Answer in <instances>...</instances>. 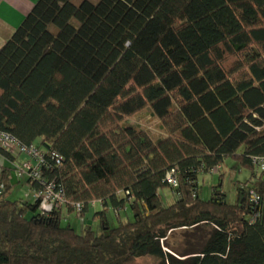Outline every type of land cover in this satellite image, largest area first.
<instances>
[{
  "label": "trees",
  "instance_id": "16d2710c",
  "mask_svg": "<svg viewBox=\"0 0 264 264\" xmlns=\"http://www.w3.org/2000/svg\"><path fill=\"white\" fill-rule=\"evenodd\" d=\"M147 108L160 137L133 120ZM0 129L44 154L40 180L17 177L34 198H13L0 148V264H135L179 228L161 264H264V0H38L0 49ZM228 157L248 181L202 199L199 174Z\"/></svg>",
  "mask_w": 264,
  "mask_h": 264
},
{
  "label": "rangeland",
  "instance_id": "374dc122",
  "mask_svg": "<svg viewBox=\"0 0 264 264\" xmlns=\"http://www.w3.org/2000/svg\"><path fill=\"white\" fill-rule=\"evenodd\" d=\"M133 120L141 123L144 127H147L156 137H160L165 133L162 128V123L154 116L150 108L141 111L137 116L133 117ZM224 162L223 168L219 172L199 174V195L202 199H209L212 195L213 187L215 185L222 184L227 200L233 202L236 198V189L239 183L248 181V178L250 177V171L248 169L240 168L238 163L231 157L226 158ZM221 173H224L222 177ZM253 181H255L254 177ZM11 191V197H23L26 194L25 192L27 191V186H25V184H21L19 187H15L14 189L12 188ZM159 193L163 203L167 206L175 199L173 190L169 187L161 189ZM96 209H100V207L97 206ZM71 214L72 220L74 223H77L75 215L73 213ZM108 215L112 224L115 225L118 223L119 219L113 212H109ZM121 216V218L125 219L127 216L126 211H123ZM88 221L95 223L92 216L88 217ZM186 240L187 238L184 236V230L181 228L173 231V233L170 231L166 234H161V236H159L154 242L144 245L141 256L136 260L135 264H161L162 258L165 257V253L168 251L165 245L166 242L170 245L172 243L181 245V243H186Z\"/></svg>",
  "mask_w": 264,
  "mask_h": 264
},
{
  "label": "built area",
  "instance_id": "2783aa9c",
  "mask_svg": "<svg viewBox=\"0 0 264 264\" xmlns=\"http://www.w3.org/2000/svg\"><path fill=\"white\" fill-rule=\"evenodd\" d=\"M0 148H4L12 154H16L18 156L17 160L13 162V165L15 167L16 176L19 179L25 176H30L38 180L41 179V168L44 162V154L39 148L34 145H26L9 132L1 129ZM54 156L56 157V162L58 164L61 163L62 156L57 153H54ZM255 161L260 168L264 169V158L256 157ZM166 180L173 189L174 195L178 197V188L180 184L176 169H171L167 172ZM37 195L43 196L48 202H52L57 205L63 206L67 203L63 189L58 188L52 183H44L43 190L38 192ZM249 195L256 202L261 200L260 195L254 190H250ZM92 204H95V202L93 201ZM74 206L78 216L81 217L85 205L81 202H77Z\"/></svg>",
  "mask_w": 264,
  "mask_h": 264
},
{
  "label": "crops",
  "instance_id": "0c3cea01",
  "mask_svg": "<svg viewBox=\"0 0 264 264\" xmlns=\"http://www.w3.org/2000/svg\"><path fill=\"white\" fill-rule=\"evenodd\" d=\"M37 2L38 0H0V49L5 43V41L14 33V31L23 22L25 17L30 13V11ZM4 162H9V160L4 157L0 152V164L3 165ZM11 181L13 184V189L15 187H19L21 184H25V186H27V191L25 192L26 194L22 198L30 200L34 198L35 191L34 189H32L30 183H28L25 178L18 181L17 176L15 178V175L13 174L11 177ZM97 206L102 209L101 203L97 201L95 202L94 207L91 209V211L95 212L96 210H98L96 209ZM110 212H113L118 219L122 217L118 216L115 211L110 210ZM69 216H72V214L70 213ZM76 221L77 223H75V226L77 225L78 227L79 225V228H81V225H84L82 223L84 220L81 221L76 219Z\"/></svg>",
  "mask_w": 264,
  "mask_h": 264
}]
</instances>
